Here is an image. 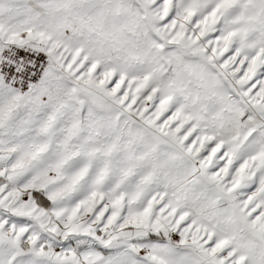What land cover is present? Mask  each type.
<instances>
[{"label":"snow or ice","instance_id":"snow-or-ice-1","mask_svg":"<svg viewBox=\"0 0 264 264\" xmlns=\"http://www.w3.org/2000/svg\"><path fill=\"white\" fill-rule=\"evenodd\" d=\"M0 264H264V0H0Z\"/></svg>","mask_w":264,"mask_h":264}]
</instances>
